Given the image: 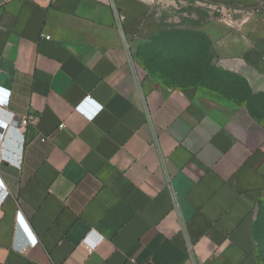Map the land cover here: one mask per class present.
<instances>
[{
  "label": "crops",
  "instance_id": "0c3cea01",
  "mask_svg": "<svg viewBox=\"0 0 264 264\" xmlns=\"http://www.w3.org/2000/svg\"><path fill=\"white\" fill-rule=\"evenodd\" d=\"M177 1L0 0V264H260L264 124L137 61ZM203 1L213 64L264 92V0Z\"/></svg>",
  "mask_w": 264,
  "mask_h": 264
},
{
  "label": "rangeland",
  "instance_id": "374dc122",
  "mask_svg": "<svg viewBox=\"0 0 264 264\" xmlns=\"http://www.w3.org/2000/svg\"><path fill=\"white\" fill-rule=\"evenodd\" d=\"M175 4H156V13L165 25L168 37L178 36L177 46L187 55L186 66L164 69L152 61L151 55L141 44L137 52V61L141 68L156 72L157 78L164 83L184 88H196L207 91L234 106H244L254 115L261 118L264 124V96H258L254 101V93L250 94L240 81L232 82L218 78L211 69L210 43L198 33V24L209 18V13L203 0H178ZM181 34V35H179ZM183 47V48H182ZM214 61V59H212ZM187 62V61H186ZM255 226L257 232V253L261 264H264V197L258 202Z\"/></svg>",
  "mask_w": 264,
  "mask_h": 264
},
{
  "label": "trees",
  "instance_id": "16d2710c",
  "mask_svg": "<svg viewBox=\"0 0 264 264\" xmlns=\"http://www.w3.org/2000/svg\"><path fill=\"white\" fill-rule=\"evenodd\" d=\"M198 33H200L201 36L209 40V38L201 31H199ZM177 39H178V36H174V35H170V37H168L167 31L165 30V25L161 24V32L158 35L154 36L149 42L144 43L143 46H145L148 54L151 55L152 61L157 63L158 65L161 64L164 69L176 68L180 66L183 67L189 63H188V60H185L186 58L185 56L187 54L184 53L183 50H181L179 46H177L178 44ZM209 43H210V48H211L210 40H209ZM210 52H211L210 60H209L211 61L210 66H211V69H213L216 72L218 78L222 79L223 81L224 80H230L232 82L240 81L243 84V86L246 88V90L250 94H253V91L250 89L246 80L238 78L237 76L232 75L231 73L225 71L221 67L214 65L213 60H212L214 59V54L212 52V49ZM150 71L152 72V75H154L155 77H158L156 75V72L153 71V69H151ZM254 96H256L254 97V101H256L257 99L260 101V99L257 97L264 96V92L254 93ZM262 106L264 107V104H262ZM252 114L254 115V113ZM254 118L258 122L262 123L261 118L259 116L254 115ZM254 235L257 241L256 226H254ZM259 262H260V259H259Z\"/></svg>",
  "mask_w": 264,
  "mask_h": 264
},
{
  "label": "built area",
  "instance_id": "2783aa9c",
  "mask_svg": "<svg viewBox=\"0 0 264 264\" xmlns=\"http://www.w3.org/2000/svg\"><path fill=\"white\" fill-rule=\"evenodd\" d=\"M43 35H45L46 38H50L51 37L50 35H46V34H43ZM91 100H92L91 97L87 96L76 107V109L78 111H81L82 113H84L89 118L95 117L102 109V106L97 105L96 109L93 110L92 112L87 111L85 109V107H84V104L89 103ZM36 120H37L36 115L30 114V115L22 117L21 120L14 121V124H16L20 130L25 131L26 127L28 125L34 123ZM0 189H1V192H0V210H1L2 206H3V202L5 201L7 196L10 194V191L1 182H0ZM18 217H19V222H21L23 224V218H22L21 211H18ZM97 236L98 237H97V239L95 241L91 240L89 237H86V239L84 241V245H85V247L87 248V250L89 252H92L95 249V247L102 241V239H103L102 235L98 234ZM36 243H37V239H33L32 238V241H28V243L25 242V243L21 244L20 249L21 250H25L27 248L28 244L35 245Z\"/></svg>",
  "mask_w": 264,
  "mask_h": 264
}]
</instances>
